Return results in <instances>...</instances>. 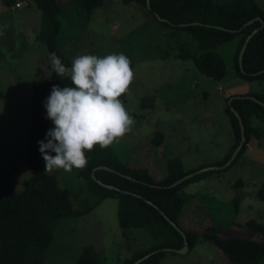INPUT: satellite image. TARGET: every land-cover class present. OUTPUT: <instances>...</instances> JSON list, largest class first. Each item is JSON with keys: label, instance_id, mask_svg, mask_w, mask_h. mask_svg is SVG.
<instances>
[{"label": "rangeland", "instance_id": "rangeland-1", "mask_svg": "<svg viewBox=\"0 0 264 264\" xmlns=\"http://www.w3.org/2000/svg\"><path fill=\"white\" fill-rule=\"evenodd\" d=\"M254 1L264 11V0ZM57 2L61 21L58 39L69 66L81 54L103 57L123 52L131 60L134 81L124 105L136 124L133 132L113 147L123 163L144 167L160 180L170 173L173 158L177 160L174 170L196 172L227 155L234 133L225 107L229 94L246 83L235 74L237 35L215 47L224 60L226 75L214 80L199 72L192 58L176 56L182 44L186 49L196 48L187 31L160 23L135 2L103 0L89 13L79 0ZM17 3L4 6L0 2V160L15 162L11 176L14 191H20L23 181L34 174L23 161L28 148L32 79L38 63L50 64L46 47L36 37L40 10L31 0ZM252 83L251 90L261 92L264 88V79ZM142 98H147L143 106ZM252 124L261 130L255 138L259 145L252 153L244 151L230 166L179 188L184 200L180 224L198 231L262 239L260 232L245 226L249 219L264 225V197L257 194L264 189V124L257 118ZM157 133L162 136L159 143L155 142ZM42 169L45 171L44 166ZM57 180L70 190L83 187L80 197L86 198L92 209L59 221L43 264H75L88 244L103 264H121L135 250L152 244L151 235L143 228L123 232L117 219V199L100 198L88 190L75 169L57 171ZM159 264L234 263L211 240L199 238L184 254L167 251Z\"/></svg>", "mask_w": 264, "mask_h": 264}, {"label": "trees", "instance_id": "trees-1", "mask_svg": "<svg viewBox=\"0 0 264 264\" xmlns=\"http://www.w3.org/2000/svg\"><path fill=\"white\" fill-rule=\"evenodd\" d=\"M24 0H0L4 6L15 5ZM41 12V22L36 35L43 43L48 53H56L62 62L69 66L58 39L60 31V6L57 0H31ZM103 0H82L81 6L87 12L102 5ZM123 3L135 2L146 8V0H122ZM153 12L169 22L160 23L187 31L196 43V48L186 49L182 44L177 52L179 58H192L196 68L202 74L221 80L226 75V67L222 56L214 49L222 42L238 36L235 50V74L244 80L264 79V11L254 0H227L221 3L213 0H150ZM88 16V15H87ZM154 16V14H153ZM263 19V27L248 41L244 50L242 63L245 73L238 65V52L245 38L261 22L255 20L251 24H244L255 17ZM155 17V16H154ZM88 18V17H87ZM156 18V17H155ZM158 21V20H157ZM200 22V25H192ZM180 24H186L180 26ZM214 25L234 32L215 28ZM132 68V65L130 64ZM53 85L61 88L71 86L68 78L58 77L52 70L51 64L38 63L35 66L32 79L31 119L27 153L23 161L34 170V174L23 181L20 191L13 190L12 173L15 171L14 160H0V264H43L46 260V250L51 244L54 231L60 220L88 213L92 205L86 198H81L83 187L76 190L61 187L57 180V171L47 173L42 168L45 161L39 151L38 141L44 140L46 133L54 125L46 118L44 102L50 95ZM242 96H254L264 102V93L247 92ZM126 102V94L122 96ZM147 98H142L143 106ZM229 99V97H228ZM232 105L239 112L245 128V142L231 162L247 149L253 138L260 136V128L252 124L257 118L264 124V107L248 97L232 99ZM234 133V142L227 155L211 166L223 165L231 156L240 141V128L235 115L229 105L225 107ZM159 143L162 139L157 133ZM88 164L83 170H76L77 176L82 178L88 190L99 195L100 198L114 197L117 199V219L123 232L129 228L140 227L152 237V244L138 249L124 258L121 264H134L136 260L151 253L137 264H159L167 252L163 248L179 249L183 245L181 234L171 225L175 222L185 233L189 249L199 238L211 240L234 264H264V225L254 219L245 221V226L251 232H260L262 239H252L237 235H226L213 231H198L185 229L178 223V215L183 205V198L178 190L186 183L216 169H209L196 173L175 187H160L169 185L185 174L194 171L174 170L176 159L169 161L170 173L160 180H155L144 167L131 166L123 163L113 147L101 149L96 145L88 152ZM55 155V153H50ZM230 164V165H231ZM176 167L174 168V166ZM228 165V166H230ZM97 166H108L122 174L129 175L135 180L106 169H98L95 176L105 184L118 188L108 189L91 178V171ZM206 167V166H203ZM202 168V167H200ZM199 169V168H197ZM241 181H238L240 184ZM258 196L264 197V189L258 191ZM145 199L155 204L162 212ZM74 203L78 207L74 206ZM238 206V200L235 199ZM75 264H103L93 246H83L76 258Z\"/></svg>", "mask_w": 264, "mask_h": 264}, {"label": "clouds", "instance_id": "clouds-1", "mask_svg": "<svg viewBox=\"0 0 264 264\" xmlns=\"http://www.w3.org/2000/svg\"><path fill=\"white\" fill-rule=\"evenodd\" d=\"M49 61L53 72L68 78L71 86L53 85L44 102L46 118L54 125L38 141L45 171L83 170L88 164L85 150L91 152L96 145L115 147L135 128V118L122 99L131 94V60L121 52L103 57L77 55L70 66L50 53Z\"/></svg>", "mask_w": 264, "mask_h": 264}, {"label": "water", "instance_id": "water-1", "mask_svg": "<svg viewBox=\"0 0 264 264\" xmlns=\"http://www.w3.org/2000/svg\"><path fill=\"white\" fill-rule=\"evenodd\" d=\"M146 9L149 10V11H152V7H151V4H150V0H146ZM154 16L156 17V19L158 21H162V22H168L170 24H172L171 22H169L167 19H165L164 17L160 16L157 12H153ZM255 20H258L261 22V25L257 28H255L244 40V43L242 44L239 52H238V65H239V69L242 73H245V70L243 68V63H242V58H243V54H244V50L247 46V43L248 41L250 40V38L257 32L259 31L262 27H263V19L259 16L253 18V19H250L249 21H247L244 26L248 25V24H251L252 22H254ZM192 25H200L202 23L200 22H192L191 23ZM182 25H186V24H180V26ZM215 28H218V29H221V30H226V31H230V32H234L235 30L233 29H226L222 26H218V25H214ZM263 70H260L258 71L257 73L255 74H259L261 72H263ZM243 97H248L250 98L251 100H253L254 102L262 105L264 107V102L259 100L258 98L254 97V96H242V95H233L231 97H229L228 99V102L227 104L229 105V109L230 111L235 115V117L237 118L238 120V123H239V128H240V141L238 143V145L236 146V148L234 149L233 153L231 154L230 158L223 164V165H219V166H209V167H204L196 172H191V173H188V174H185L184 176L180 177L179 179H177L176 181L172 182L171 184L169 185H161L160 187H175L177 186L178 184H180L181 182L185 181L186 179L192 177L194 174L196 173H201L203 171H206V170H209V169H221V168H225L227 167L228 165L231 164V162L234 160V158L236 157V155L238 154V152L240 151V149L242 148L244 142H245V128H244V123H243V120L239 114V112L237 111V109L232 105V99L234 98H243ZM98 169H106V170H109V171H112V172H116L124 177H126L127 179H132V180H135L134 178H132L131 176L129 175H125V174H122L118 171H115L113 170L112 168L108 167V166H97V167H94L91 171V178L97 182L98 184L108 188V189H115V190H118V188H116L115 186L111 185V184H105L103 183L102 181H100L96 176H95V171L98 170ZM146 202L152 204L155 208H157L160 213L163 214V212L155 205L153 204L151 201L145 199ZM171 225L181 234L182 238H183V245L181 248L179 249H174V248H163L162 250H165V251H172V252H176V253H180V254H184L186 253L188 250H189V245H188V241L186 239V235L184 233V231L173 221H170ZM156 251H152L151 253H148L146 255H144L143 257L139 258L138 260H136L134 262V264H137L139 263L141 260L147 258L150 254L154 253Z\"/></svg>", "mask_w": 264, "mask_h": 264}, {"label": "crops", "instance_id": "crops-1", "mask_svg": "<svg viewBox=\"0 0 264 264\" xmlns=\"http://www.w3.org/2000/svg\"><path fill=\"white\" fill-rule=\"evenodd\" d=\"M79 2L81 3L82 2V0H79ZM63 47V45L62 44H60V48H62ZM242 80H244V79H242ZM254 80H256V79H254ZM244 82H246V83H244L243 85H238L236 88H235V90L233 91V92H231L229 95V97H231V96H233V95H244L245 93H247V92H255V93H264V88L262 89V90H260L261 92H257L258 90H251V86H252V82H253V80H250V81H248V80H244ZM255 126V125H254ZM258 127V126H257ZM233 142H234V140H233ZM233 142H232V144H233ZM232 144H231V146H232ZM259 144H258V142H257V139H255V138H253L252 140H251V142L248 144V146H247V149H246V152L247 151H249V152H253L254 151V148L256 147V146H258ZM230 146V147H231ZM25 156V155H24ZM23 156V157H24ZM178 223H179V225L181 226V227H183V228H185V229H188V230H190V229H192V228H189V226H185V225H182V224H180V222L178 221ZM238 224V223H237ZM238 225H242V224H238ZM242 226H244V225H242ZM243 233L245 234V230L243 229ZM241 237H243V236H241ZM82 250V249H81ZM81 252V251H80ZM172 252V251H171ZM80 254V253H79ZM78 254V255H79ZM78 257V256H77ZM76 261V260H75Z\"/></svg>", "mask_w": 264, "mask_h": 264}, {"label": "built area", "instance_id": "built-area-1", "mask_svg": "<svg viewBox=\"0 0 264 264\" xmlns=\"http://www.w3.org/2000/svg\"><path fill=\"white\" fill-rule=\"evenodd\" d=\"M20 3V2H19ZM18 4V3H17Z\"/></svg>", "mask_w": 264, "mask_h": 264}]
</instances>
